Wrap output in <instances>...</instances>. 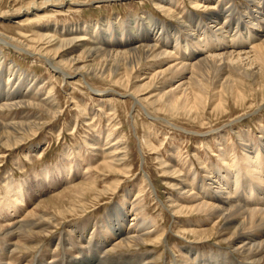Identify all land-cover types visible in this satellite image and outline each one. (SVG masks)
I'll return each instance as SVG.
<instances>
[{
    "label": "bare ground",
    "instance_id": "obj_1",
    "mask_svg": "<svg viewBox=\"0 0 264 264\" xmlns=\"http://www.w3.org/2000/svg\"><path fill=\"white\" fill-rule=\"evenodd\" d=\"M240 1L237 4V0H190L188 9L177 0H158L153 2L154 9L173 19L174 24L143 13L140 17L130 16L126 21L118 18L102 20L95 28L86 23L61 29L36 28L40 32L37 40L43 45L37 53L27 50L26 46L20 48L9 44L1 34L0 46L40 56L42 63L63 82L66 77H71L66 70L108 82L115 78L114 84L131 91L134 104L140 105L141 100L137 99L143 95L139 94V87L131 84L136 71L138 76L134 78L141 74L144 77V89L152 88L154 94L150 106L157 109V103L163 102L166 110H184L193 116L200 106L205 107L210 101L214 107H223L226 95L239 100L245 92H242V86L249 83L258 91L263 90L264 0ZM69 2L72 0H45L44 5L45 8L54 4L63 7ZM29 6L28 10L35 11L39 5L33 0ZM2 59L0 51V113L4 110L13 112L22 106L55 116L57 109L52 104L51 89L41 97L34 78L28 79V85L23 87V73L13 65L6 68V73ZM81 59L84 61L80 62ZM154 62L158 66L154 67ZM86 85L92 92L100 93L98 96L106 94ZM142 100L146 101V98ZM108 111L112 112V108ZM17 119L0 117V146L16 147L22 141V134L18 132L35 134L41 120L35 114ZM239 133H236L237 149L234 145L230 148L223 145L224 134L218 139L211 137L219 147L215 155L217 163L208 165L201 159V171L184 175L183 169L170 161L162 159L160 162L168 176L166 181L170 180L167 185L173 188L172 194L165 198V208L176 220L177 233L182 232V237H195L192 244L200 247L210 240L216 241L215 247L226 246L221 255L213 257L216 260L203 262L197 255L194 264H264V134L261 132L262 138L256 142L244 139ZM103 134L98 133L91 143L85 142L92 147L89 152L99 155L96 160L102 164L103 171L126 174L129 165H125L128 150L124 138H112L108 130ZM144 137L145 145L151 147L149 136ZM63 157L65 161L73 160L77 164L72 165L73 171L66 167L56 169L57 176L61 173L69 179L83 176L80 183L89 184H78L73 194L84 195L86 190L93 189L87 160L75 149H68ZM119 166H124V171ZM93 167L97 170L95 164ZM41 175L48 178L49 170L44 168ZM175 175L179 180H174ZM23 184L9 182L0 198V264H154L147 253L131 254L136 247L163 245L157 223L140 216V208L133 203L135 199L122 206H112L99 221L64 225L56 235L59 224L46 212L29 211L16 217L18 209L25 203L27 192ZM125 197H129L128 192H123L122 198ZM54 212L57 216L74 215L75 209L56 207ZM193 215L204 217L206 224L211 225L208 232H196L200 224L177 221L180 217ZM128 216L131 219L125 229ZM55 236L54 250L43 253V248H48ZM29 244L36 247L29 248ZM29 250L31 255L23 253ZM185 253L179 264H191L188 257L192 258L195 253L188 248Z\"/></svg>",
    "mask_w": 264,
    "mask_h": 264
},
{
    "label": "rangeland",
    "instance_id": "obj_2",
    "mask_svg": "<svg viewBox=\"0 0 264 264\" xmlns=\"http://www.w3.org/2000/svg\"><path fill=\"white\" fill-rule=\"evenodd\" d=\"M35 1L39 5L38 10L32 11L28 8L33 0H0V34L2 39L9 44L20 48L26 46L27 50L36 51V53L39 48L43 47L37 40L40 32L36 28L39 27L52 26V28L61 29L86 23L95 28L102 20L114 21L118 18L126 21L130 16L140 17L143 13L152 14L166 23H175L173 19L167 18L154 9L153 2L158 0H72L63 7L54 4L52 6L54 8H45V0ZM177 1L179 5L182 3L190 9V0ZM239 2L242 1L237 0L236 3L239 4ZM19 9H21L20 12ZM94 30L90 32L94 33ZM8 49L0 46L6 73L9 65H13L22 72L23 80H25L22 83L23 87L28 85V79L34 78L41 97H45L47 91L51 89L52 104L54 103L57 109L55 116L22 106L13 112L4 110L0 113V117L4 119L18 120L19 118L20 120L25 115L32 114L38 115L41 119L35 134L28 132L23 135L22 132H18L19 135L22 134V141L16 147L0 146V198L4 195L5 185L9 182H23L24 191L27 192L24 196L25 203L18 209L16 217L24 216L29 211L37 212V214L46 212L59 224L57 235L64 225L65 227L77 226L86 221H99L112 206H122L125 202L131 203L135 199L133 203L135 207L140 208V216L147 220L153 219L157 223V229L162 233L163 245L136 247L131 250V254L147 253L149 260L154 264H173L175 261L179 264L184 260L183 256L185 257L187 248L195 253L192 258L188 257L191 264H194L197 255L203 262L210 259L216 260L213 257L221 255L225 245L215 247L216 241L210 240L208 244L200 247L192 244L195 237L188 235L186 238L181 236L182 232L177 233L176 220L165 208L167 205L165 198L167 194H172L173 188L167 185L170 180L166 181L168 176L164 174L160 162L162 159L170 161L177 168L183 169L182 174H191L194 170L201 171V159L208 165L217 163L215 155L219 147L211 138L213 136L218 139L224 134L226 140L223 141V145L228 148L232 145L237 146L236 133L238 131L244 139L249 138L248 140L256 142L260 140L261 132L264 134V84L261 91H258L259 89L252 83L244 85L242 86V92L245 91L244 94L242 93L244 99L241 97L238 100L226 95L222 103L223 107H214L210 101L205 107L200 106L198 113L192 116L187 115L184 110L183 112L166 110L163 102L157 103V109L150 106L154 93L152 88L144 89L145 80L142 74L139 78H134L138 76L136 71L131 77V84L139 87V94L143 95L142 99L146 98V101L141 98L137 99L141 100L140 105L134 104V97L129 93L131 91L114 84L115 78L108 82L90 76L81 77L66 70L71 77H66L63 82L58 74H53L42 63L40 56H30ZM154 64V67L158 66V63L154 62ZM121 71L124 72L123 69ZM126 71L128 73L129 69ZM86 83L91 89L106 94L98 96L100 93L89 90ZM109 107L112 108V112L108 111ZM114 125L115 128H113ZM107 130L111 132L112 138H124L123 142L128 150L125 165H129L126 174L120 171L109 173L105 169L103 171L102 164L96 160L99 155L89 152V148L92 147L85 144V142L91 143L98 133L103 134ZM145 135L149 136L151 147L145 145ZM105 136L106 134H103V137ZM154 148L156 150L153 151ZM68 149L77 150L89 163L88 172L92 177L94 188L86 190L84 195L73 194L75 186L81 184L83 176L69 179L68 176L65 177V173L58 176L56 174V169L62 167L73 171L77 164V161L69 160V163L64 160L63 155ZM237 152L240 153L239 150ZM94 164L97 170L93 167ZM44 168L49 170L46 179L41 175ZM119 169L124 171L125 167L119 166ZM176 176H173L174 180H179ZM174 180L172 179V182ZM123 192H128L129 197L123 199ZM125 206L128 207L127 204ZM56 207L62 209L73 207L75 214L65 213L63 216H57L54 212ZM130 219L131 216L126 217L125 229ZM177 221L200 224L199 228L195 226L197 227L196 232H208L211 226L206 224L204 217H195V215L180 217ZM53 239V243L49 244L48 248H43V253L48 249L54 250L57 236ZM31 246L35 245L29 244V248ZM23 253L31 255L30 250Z\"/></svg>",
    "mask_w": 264,
    "mask_h": 264
}]
</instances>
